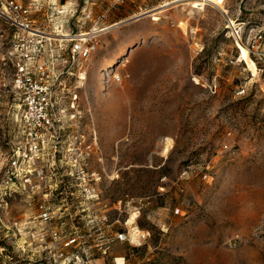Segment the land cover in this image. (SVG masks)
<instances>
[{"label":"rangeland","instance_id":"374dc122","mask_svg":"<svg viewBox=\"0 0 264 264\" xmlns=\"http://www.w3.org/2000/svg\"><path fill=\"white\" fill-rule=\"evenodd\" d=\"M165 1L37 0L34 27L69 37L56 71L60 122L41 165L48 196L7 168L25 133L0 35V264H264V60L246 48L259 63L251 71L225 27L227 17L264 21V0L111 27ZM252 35L243 31L244 44ZM77 42L94 47L88 60L74 57ZM128 57L121 81H108ZM44 199L52 224L39 219Z\"/></svg>","mask_w":264,"mask_h":264},{"label":"built area","instance_id":"2783aa9c","mask_svg":"<svg viewBox=\"0 0 264 264\" xmlns=\"http://www.w3.org/2000/svg\"><path fill=\"white\" fill-rule=\"evenodd\" d=\"M243 3L244 0H241V4ZM40 9L37 0H30L28 4L17 0H0V35L8 42L9 48L2 60L8 67L12 78V90L19 100V117L25 133L24 143L19 147L16 145L7 168L14 180L23 179L24 183L33 189L39 186L48 196V191H52L48 189L51 188L49 179L52 172L41 165L45 161L50 162L49 149L55 137L51 130L60 122L57 117L62 100L59 90L63 79L62 73L56 71L62 62L63 42L69 37L59 34L53 36L34 27L31 16ZM225 27L234 38L237 37L236 39L246 46L249 55L254 54L260 60H264V49L261 48L264 44V21L252 22L245 19L238 21L227 17ZM246 29L253 35L247 44H244L242 36ZM85 45L86 42H77L73 45L74 57L78 55L81 60L90 58L94 47ZM74 57L72 58L76 60ZM260 70L264 71L262 68ZM77 99L78 96L74 94L73 107ZM54 152L56 154V151ZM51 162L55 165L54 155L51 156ZM45 200L39 205L41 210L39 219L52 224L56 212L49 201ZM49 234L56 237V242L60 240L58 236L60 234L54 228L50 229ZM117 239L126 241V234H118ZM76 241L77 238L69 240L64 247H69ZM58 243L61 244V241Z\"/></svg>","mask_w":264,"mask_h":264},{"label":"bare ground","instance_id":"6f19581e","mask_svg":"<svg viewBox=\"0 0 264 264\" xmlns=\"http://www.w3.org/2000/svg\"><path fill=\"white\" fill-rule=\"evenodd\" d=\"M224 1L225 0H173V1L168 0V1H165L164 4L156 6V7L152 8L151 10H146V11H143L142 13H138L137 15L135 14V16H132L128 19H124V20L118 22L117 24H114L111 27H114V26L119 27L121 25H128V24H132V23L141 21L145 18H151V17H152L153 21H158L160 18L157 15L164 14L169 9H176V8H180V7L187 6V5H192L193 7H198V6H204L207 4H211V5L215 6L220 11L221 14L225 15L227 13V11L224 8V4H225ZM180 26H184V23L180 22ZM111 27H109V28H111ZM109 28L101 29L98 32L101 33V32L107 31V30H109ZM86 35L87 34H83V36H86ZM236 43H237V47L241 51V55H240L239 60L244 61V59H247L249 69L251 71L256 70L257 65L255 64V62L252 59L249 58V56L247 54L246 47L239 40L236 41ZM129 58L130 57H128L126 59L123 58L120 61V66H118V67L116 66L117 64L116 65L111 64L109 66V67H111V72H109L108 76L106 77V78H108V81H111V80H115L118 82L121 81L120 75L118 73V69L120 67L126 66V63L129 61ZM109 67H108V70L110 69ZM257 71H258V69H257ZM118 109H119V104H117V110ZM158 146L161 149L162 155H165L168 152L169 142L166 141V139L161 138ZM135 230H136V228H135ZM136 232H138V231H136Z\"/></svg>","mask_w":264,"mask_h":264}]
</instances>
